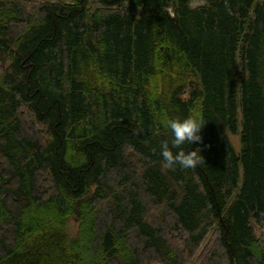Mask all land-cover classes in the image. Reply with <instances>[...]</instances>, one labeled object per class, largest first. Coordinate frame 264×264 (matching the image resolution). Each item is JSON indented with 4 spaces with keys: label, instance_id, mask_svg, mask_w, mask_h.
<instances>
[{
    "label": "trees",
    "instance_id": "obj_1",
    "mask_svg": "<svg viewBox=\"0 0 264 264\" xmlns=\"http://www.w3.org/2000/svg\"><path fill=\"white\" fill-rule=\"evenodd\" d=\"M194 1L0 0V264H264V0Z\"/></svg>",
    "mask_w": 264,
    "mask_h": 264
},
{
    "label": "clouds",
    "instance_id": "obj_2",
    "mask_svg": "<svg viewBox=\"0 0 264 264\" xmlns=\"http://www.w3.org/2000/svg\"><path fill=\"white\" fill-rule=\"evenodd\" d=\"M162 123L170 133L169 138L160 143L164 165L184 170L197 167L201 163V149L192 150V145L203 141L201 132L206 124L204 120L195 112H190L183 117L165 118ZM185 145L191 146V150L185 151Z\"/></svg>",
    "mask_w": 264,
    "mask_h": 264
},
{
    "label": "rangeland",
    "instance_id": "obj_3",
    "mask_svg": "<svg viewBox=\"0 0 264 264\" xmlns=\"http://www.w3.org/2000/svg\"><path fill=\"white\" fill-rule=\"evenodd\" d=\"M202 4H204V1L203 0H196V1L193 2L192 6L193 7H197V6H200ZM231 139H232L235 147L237 149H240V147H241L240 138L238 136L231 135ZM77 226H78V223L76 222V220H72L71 221V231L72 232H75L76 229H77Z\"/></svg>",
    "mask_w": 264,
    "mask_h": 264
}]
</instances>
